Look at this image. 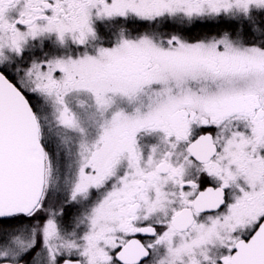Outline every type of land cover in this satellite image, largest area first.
Wrapping results in <instances>:
<instances>
[{"label":"snow or ice","instance_id":"1","mask_svg":"<svg viewBox=\"0 0 264 264\" xmlns=\"http://www.w3.org/2000/svg\"><path fill=\"white\" fill-rule=\"evenodd\" d=\"M0 264H264V0H0Z\"/></svg>","mask_w":264,"mask_h":264}]
</instances>
